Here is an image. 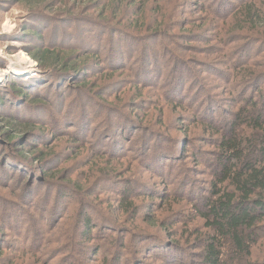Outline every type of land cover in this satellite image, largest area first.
I'll return each mask as SVG.
<instances>
[{"label":"trees","instance_id":"obj_1","mask_svg":"<svg viewBox=\"0 0 264 264\" xmlns=\"http://www.w3.org/2000/svg\"><path fill=\"white\" fill-rule=\"evenodd\" d=\"M184 2L185 0H176L174 4L172 0H55V4L62 3L64 6L71 4L72 10H67L66 18H76L75 14L81 12L98 11V20H101L92 24L100 35H95L92 44L81 42L80 38L76 37L78 33L75 36L68 35V39L76 37L75 46L68 41L64 43L67 40L66 35L62 36L61 45L57 46L53 37L55 46L40 45V48L28 50L30 57L39 65L41 70L39 77L11 78L8 86L0 87V108H3L7 100L13 106L12 97L15 96L23 102L27 111L43 113V118L50 120L51 124L44 123L43 118L38 119L35 113L25 117L20 115L22 109L18 111L17 106L13 107L17 114L3 113L4 111L0 109V121L6 128L2 136L7 140H0L1 145H6H0V176L8 178L6 170L9 167L16 170H20L21 167L24 170L27 168L29 172L38 171L43 175L46 179L43 187L46 188L49 184L50 190L42 209L37 208L39 205L37 196L41 187L36 186L33 189L34 185L29 183L26 185L28 190L33 189L31 196L27 198L20 194L24 202L27 198L28 206L38 209L40 222L45 221L48 216L58 220L66 216L68 219L71 218L68 214L72 201L78 198L80 208L75 216H78L76 234L79 241L73 243L72 238L70 241L81 251L85 252L89 244L95 241L96 230L101 226L94 222L93 215L88 210L91 203L87 198L98 202L104 191L117 194L115 198L117 209L126 218L130 217L136 221L143 210L144 215L141 220L149 223L152 228L165 229L164 236L169 238L174 236V232L169 227L163 226L165 222L160 220L161 209L156 208L154 203L156 199L153 191L150 190L151 187L141 189L145 185L142 181L144 174L154 169L151 167L153 161L162 164V167L168 166L166 169L172 168L179 159H191L195 165L202 164L203 161L199 158L201 152L199 147H196V150L193 147L194 153L191 154L193 151L189 150L187 144L185 145L187 142L190 143V140L180 143L177 148H165L159 142V135L152 130L150 118L153 115V106L150 107L149 102L155 100L149 99L148 94L151 86L155 84L147 82L146 79L156 73L155 68H158L159 62L147 45L156 43L157 39L164 38V35L176 30L178 25L174 19L185 8L187 1ZM168 8H173L172 12L168 11ZM34 16L38 15L34 14ZM212 16L213 20L219 18L215 13H212ZM222 16L223 21H218L224 26L223 30L220 28L224 38L228 39V36L235 33L236 39L235 41L232 39L231 42H238L251 34L257 40L254 44L261 46L264 43V0H253L241 6L231 17L233 24L228 20L231 18ZM76 20L69 19L66 22L75 23ZM112 22L123 23V28L109 27ZM229 25L230 29L224 33ZM27 36L39 42L38 35ZM114 37L118 43L112 41ZM106 42L108 43L105 44ZM123 43L127 44L122 45ZM134 46L142 49L140 50L142 63L138 72L129 74V52ZM237 50L239 48L234 49L232 53ZM239 55L245 60L246 49H242ZM249 59L244 63H235L233 66L240 64L246 67L239 74L231 73V81L230 79L225 81L232 82L235 78V84H230L235 85L234 89L238 86L247 90L250 88L252 92L254 91L253 94L236 95L232 101L235 107L230 108L228 117L225 116L226 110L223 111L225 108L221 106L222 101H217V106L215 101L211 102L207 105V109L205 105L203 107L198 104L201 108L193 110L190 126L185 125L182 129L187 135L186 139H191L192 136L194 138L205 136L204 144L214 148L210 151V156H213L210 166L214 173L212 181L208 184L209 195L202 203H197L199 206L190 203L191 211L196 212L194 217H198L203 222V227L208 232L206 235L197 236L198 240H202L205 236L202 240L201 264H226L225 243L232 245L233 254L242 257L240 264H243L252 256L253 250L264 234V73L257 72L258 67L256 69L255 64L246 63ZM188 71L184 67L181 77L178 78V86L176 83L173 86V90L177 88L176 92L179 94L184 93L188 87L186 80ZM235 72H238V69L235 68ZM150 73L151 75L147 76ZM70 82L73 83L69 84ZM47 86L50 87L45 91L47 102L44 103L41 100V90ZM53 90H58L59 93L53 95ZM74 94H77L78 98L72 99ZM159 97V100L158 98L156 100L159 108L156 120L159 125H164V119L167 120L166 107L174 112H178L179 109L181 115L178 116V120H185L183 112L190 107H184V102L173 107L175 105H170L171 101H165L164 94ZM98 99L104 101L99 103ZM85 100L95 103L101 110L94 119H91L88 109L83 108L82 101ZM50 109L57 111V117H52ZM183 109L186 110L182 112ZM204 109L206 118L203 117ZM103 117L104 120L107 119L105 123L100 121ZM179 121L170 119L169 124L182 125L183 123ZM59 126L65 129L63 135L59 134ZM195 129L200 130L198 135ZM50 132L51 139L48 146L56 144L64 136V139L75 147L73 158L68 157L64 153L65 150H48L41 147ZM137 132H141L139 137L136 136ZM91 136L97 138L90 141ZM28 142L32 143L30 149L26 151L25 143ZM105 147L107 149H104ZM86 150H91V153L90 156L87 154L84 157L83 152ZM131 152L135 154L131 155ZM124 157H127V161L123 160ZM86 159L88 163L83 166ZM32 162L37 164L38 168ZM63 163L70 164L66 172L61 170L60 166ZM105 163V167H100ZM124 165H127L128 173H133L135 180H128L124 182L125 186L119 188L115 180L121 175L119 172H124L122 168ZM81 169L79 177H84L85 183H78L76 178L71 177V173ZM61 173L65 176L62 177V182L54 181L58 180ZM137 173L141 176L139 179L136 178ZM9 181L12 182L8 188L14 187L17 179L10 178ZM21 189L22 186L17 188L20 191ZM144 191L147 193L145 194ZM53 193L56 195L51 198ZM14 194L13 200L5 199L2 203L4 207L8 206L7 211L11 207L18 209L19 195L16 191ZM139 199H148L142 208ZM160 199L163 201L161 208H165L164 212L168 214V219L171 218L169 215L174 217L179 212L181 215L188 214L183 210L185 205H182L184 203L180 200L170 197ZM19 212L10 213L7 217L2 214L0 219L5 225L15 220L19 224L22 218L21 210ZM111 212H114V209H111ZM101 219L106 223L109 221L103 216ZM175 223L171 224L172 228H175ZM103 225L118 230L113 223ZM170 244L176 246L171 241ZM94 246L98 248V252L102 249L100 245ZM2 250L0 248V258Z\"/></svg>","mask_w":264,"mask_h":264},{"label":"rangeland","instance_id":"obj_2","mask_svg":"<svg viewBox=\"0 0 264 264\" xmlns=\"http://www.w3.org/2000/svg\"><path fill=\"white\" fill-rule=\"evenodd\" d=\"M54 1L0 0V87L8 86V81L11 78L32 79L39 77L41 72L39 65L30 57L28 50L40 48V45L44 47H48V45L55 46L53 37H55L57 46L61 45L60 42L62 41L63 35H66L65 38L67 39L64 43L68 41L72 46H75L76 37L80 38L81 42L84 41L85 43L92 44V40H95V35H100L98 34V29L92 24V22L101 20H98V11L81 12V14H75L76 18H66L65 13L67 10H72L70 7L71 4L64 6L62 3L55 4ZM174 1L176 2V0H172L173 4ZM252 1L185 0L187 3L185 8L174 19L178 25L176 30L166 36L164 35V38L157 39L156 43L147 45V47L152 49L153 53L151 54L156 55V59L159 62L158 71L155 68L156 73L146 79L147 82L155 84L151 86L149 89L150 93L148 94L149 99L155 100L149 102L150 107L153 106V115L150 118L152 130L159 135V142L165 148H177L180 143H185V141L190 140V143L187 142L185 145L187 144L190 151H193V147L195 150L197 149L196 147H199L198 149L201 150L199 158L203 161L201 162L202 164L195 165L191 159H179L172 168L168 169H166L168 166L162 167V164H156L153 161L151 162V167L154 169L144 174L142 181L145 185L143 184L144 186L141 189L143 190L148 186L151 187L150 190L153 191L156 199L154 202L157 206L156 208L161 209V212H159L161 216L160 220L162 219L165 222L163 226H166V228L169 227L174 232V236H170V238L164 236L165 229L160 228L161 230H158L152 228L149 223L141 220L144 215L143 210L136 221H133L130 217L126 218L117 209L118 207L115 203L117 194L104 191L98 202L95 199L87 198L91 203L88 210L93 215L94 222L101 224V226L99 230H96L97 236L95 237V241L89 244L85 252L81 251L79 247L73 244L79 241L76 234L78 216H75L77 210L80 208L77 202L78 198L72 201V206L69 210L70 214H68L71 215V218L68 219L66 216L58 220L54 219L53 216H48L45 221L40 222L41 217L39 216L38 209L28 206L26 199L31 196L30 193L36 186L41 187L39 195L37 196V203L39 204L37 208L42 209L47 199L50 185L48 184L46 188L43 187L46 179L38 171L29 172L27 168L24 170L21 167L20 170H16L9 167L6 170L8 178H2L0 176V217L2 214H4V217H7L10 213L18 214L20 213L19 210H21L22 218H20L19 224L15 220L14 222H7L6 225L0 219V248L3 249L0 264H201L203 252L202 240L205 236L202 240H198L197 236L199 234L206 235L208 232L204 229L203 222L198 217H194L196 212L191 211L190 203L198 205L197 203H202L209 195L208 184L212 181V174L214 173V170H211L210 166V161H213V156H210V151H213L214 148L204 144L206 140L205 136H198L200 138H194L192 136L191 139H186L187 135L185 132H182V129L185 125L190 126L194 109L199 110L204 105L207 109V105L211 104V102L215 101V105L217 106L218 102L222 101L221 106L225 108L223 111L225 112L226 110L225 116L228 117L229 115L227 113L230 111V108L235 107L232 101L236 95L245 93L249 96L253 94L254 91L252 92L250 88L247 90L244 87L238 86L234 89L233 86L235 85H230L235 84V78L230 82L232 79L231 73L239 74L246 66L240 64L233 65L238 62L244 63L248 58L250 59L246 63L255 64V68L257 69L258 67L256 71L264 73V43L261 46L260 44H254L257 40L251 34L243 37L244 39L241 41L231 42L232 39L235 41L236 34L232 33L227 39L224 38L220 30V28L222 30L224 29L222 22H220L223 21L222 15L231 18L241 6L249 4ZM172 9L168 8V11L171 10L172 12ZM212 13L217 14L219 17L217 19L220 21L213 20ZM34 14L38 16H34ZM69 19L77 20L75 23L66 22ZM228 20L232 24L234 23L233 18ZM211 23L212 25L210 26ZM109 27L123 28V23L112 22V25ZM229 29L230 25L226 27L224 33ZM77 33L78 35L74 39L70 37L68 39V35L70 36L72 34L75 36ZM165 34L167 33L165 32ZM27 35H38L40 37L39 42L34 41L32 37H28ZM137 35H140V33ZM112 41H117L116 37ZM124 44L127 43H123L122 45ZM237 48L239 50L232 53ZM244 48L246 49V57L245 60H242L239 54ZM140 50L142 49H139V46H134L129 52V74H134L140 69L142 63ZM184 67L189 70L187 73L188 77L186 78L188 87L184 93L179 94L176 92L177 88L173 90V86L175 83L178 86V78L181 77V72ZM11 68L16 69L18 72H10ZM235 68L238 69V72H235ZM5 71L10 73L5 74ZM149 75L151 73L147 76ZM225 79H230V83L225 81ZM72 83L70 82L69 84ZM50 86L41 90V100L44 103L47 102V97H45L47 93L45 91ZM53 91V95L59 93L58 90ZM161 94L166 96L165 101H171L170 105H175L173 107L180 105L181 102H184V107H190L189 110H182V112L186 110V112H183L185 120H178V116L181 115L179 109L178 112H174L166 107L167 120L164 119V125L158 124L156 118L159 108L156 100L157 98L159 100ZM76 97L77 94H74L72 99ZM12 100L14 103L13 106L7 100L3 108H0L4 111L3 113L17 114L14 112V106H17L18 111L22 109L19 114L24 115V117L35 113L27 111L25 105L22 104L23 102L15 96L14 98L12 97ZM97 101L102 103L104 100L98 99ZM82 103H84L83 108L88 109L91 119H94L101 112L93 102L85 100ZM50 112L53 114L52 117H57V111L50 109ZM38 113H35L36 116L39 117L38 119H42L44 114L41 112ZM203 117H207L205 115V109L203 111ZM43 119H45L44 123L49 122V125H51L50 120L47 121V118ZM170 119L183 124L177 123L170 125ZM100 121L105 123L107 119L104 120L103 117ZM58 129L60 135L65 133V129L62 126H59ZM5 131V124L0 121V140L2 141H7L6 137L2 136ZM195 133L198 135L200 130L195 129ZM56 135L58 136V134ZM140 135L141 132H137L136 136L139 137ZM14 136L16 137V135ZM48 136L46 142L51 139V132ZM96 138L97 136H91L90 141ZM46 142L42 143L41 147L47 148L48 150H65L64 153L68 157H74L75 147L67 139H64V136L56 144L51 146H48L50 140ZM31 143H25L26 151L30 149ZM2 145L6 146L5 144ZM133 147L140 148L138 146ZM104 149L107 148L105 147ZM90 153L91 150H86L83 152V155L84 157L87 154L90 156ZM130 154L134 155L135 152H131ZM123 160L127 161V157H124ZM86 163H88L87 159L83 163V166ZM70 164L63 163L60 166L61 170L63 172L68 171L66 168ZM33 165L38 168L37 164ZM105 166L106 163L100 167ZM122 168L124 172H119L121 175L117 176L115 180L119 188L126 185L124 182L135 180L133 173H128L127 165H124ZM158 170L160 171L158 172ZM81 171L82 169L71 173V177L76 178L79 181L78 183H85L86 179L82 176L79 177ZM60 176L58 180L54 181L61 183L62 177L65 176L62 173ZM140 177L137 173L136 178L139 179ZM10 178H16L17 182L14 187L11 186L8 188V185L12 182L9 181ZM24 181H26L25 184L22 183ZM47 182L49 181L47 180ZM29 183L34 185L33 189H27L26 184ZM20 186H22L21 191L17 190ZM146 190H149V188H146ZM15 191L19 195L17 203L18 209L11 207L7 211L8 206L4 207L2 203L5 199L13 200L15 198ZM144 193L146 194L147 191H144ZM20 194L27 197L25 198V202L21 200ZM55 195L53 193L51 198L55 197ZM161 197L180 200L181 203H184L182 205H185L183 210H186L188 214L181 215L179 212L174 217L169 215L171 218L168 219V214L164 212L165 208H161L163 205V201L160 199ZM147 200H138L141 208L144 207ZM110 207H114L111 208L114 209V212H111ZM202 211L204 210L202 209ZM102 216L109 221L107 223L104 222L101 219ZM110 223L116 225L118 230L115 228L110 229L111 227L103 225H110ZM172 223L176 224L175 228L171 227ZM41 238L43 239L42 241ZM70 238L73 239V243L70 241ZM170 241L177 247L171 245ZM94 245H100L102 249L98 252V248ZM231 247L232 245L225 243L226 264H240L242 257H236ZM4 257H8V259H2ZM247 260L243 264H264V234L253 250L252 256L247 258Z\"/></svg>","mask_w":264,"mask_h":264},{"label":"bare ground","instance_id":"obj_3","mask_svg":"<svg viewBox=\"0 0 264 264\" xmlns=\"http://www.w3.org/2000/svg\"><path fill=\"white\" fill-rule=\"evenodd\" d=\"M10 70H11L10 72H15V73L18 72L16 69H12V68H11ZM10 72H6V71H5V74L10 73ZM0 77H1V75H0Z\"/></svg>","mask_w":264,"mask_h":264},{"label":"clouds","instance_id":"obj_4","mask_svg":"<svg viewBox=\"0 0 264 264\" xmlns=\"http://www.w3.org/2000/svg\"><path fill=\"white\" fill-rule=\"evenodd\" d=\"M14 27V26H13Z\"/></svg>","mask_w":264,"mask_h":264}]
</instances>
